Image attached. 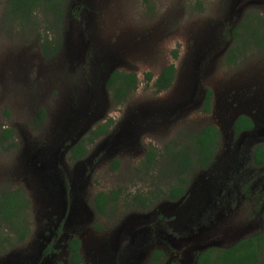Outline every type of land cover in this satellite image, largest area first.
<instances>
[{
	"label": "rangeland",
	"instance_id": "obj_1",
	"mask_svg": "<svg viewBox=\"0 0 264 264\" xmlns=\"http://www.w3.org/2000/svg\"><path fill=\"white\" fill-rule=\"evenodd\" d=\"M9 3L0 0V134L11 129L14 137L0 142V194L7 189L25 192L31 201V233L24 244L1 254L0 264H24L36 250V237L61 214L62 190H55L45 176H51L54 158L59 178L73 186L67 208L73 205L85 245L96 237L116 239L123 228L121 234L127 239L138 236L139 242L147 244L150 240L149 248H141L146 255L160 250L165 254L163 262L196 264L208 245L228 248L261 231L264 171L252 166L245 172L251 174L249 183L256 185L253 194L245 187L241 191L231 184L223 190L218 186L216 192L232 199L225 197L215 204L207 194L215 212L204 213L203 222L193 227L198 228L195 232L201 229L200 234L188 242L167 235L176 233V213L183 219L204 184L206 193L215 188V179H208L224 175L195 165L179 173L174 160L178 151L192 155L191 136L215 125L223 133L220 162L230 144L231 122L251 112L247 101L254 108L259 96L264 98V47L255 49L250 39L236 65L228 66L226 61L229 49L238 44L227 29L239 27L248 15L264 17V0H69L62 21L41 15L34 29L24 27ZM254 25L244 29L248 33ZM40 37H47V46L59 49L60 55L47 59ZM88 46L99 57L97 62L88 57ZM75 54L81 61L77 66ZM172 64L177 69L175 82L157 94L153 84ZM112 70L135 73L140 81L123 105L105 87ZM146 74L153 75L149 84ZM208 89L213 92V105L212 112L205 114L201 99ZM88 91L93 101L78 115L72 103L79 104ZM42 110L46 117L39 123ZM110 120L109 134L87 146L83 159L70 161V142L79 144L90 130ZM151 149L157 154L154 164L147 162ZM116 161L120 168L114 171ZM80 174L82 180L77 178ZM178 177L187 178V195L173 201L165 193L178 184ZM102 192H119V201L103 216L92 205ZM141 199L146 200V208ZM62 242L60 259L67 264ZM83 257L84 264H97L85 249ZM142 264H151V258Z\"/></svg>",
	"mask_w": 264,
	"mask_h": 264
},
{
	"label": "trees",
	"instance_id": "obj_2",
	"mask_svg": "<svg viewBox=\"0 0 264 264\" xmlns=\"http://www.w3.org/2000/svg\"><path fill=\"white\" fill-rule=\"evenodd\" d=\"M11 8L16 18L29 25L30 28H36L39 24V17L46 15L55 19V22H60L65 18L64 11L69 4V0H10ZM257 18V20H256ZM248 15L239 27L233 32L238 44L229 49L226 61L228 66H234L243 57L248 47V40L251 39V44L255 49L264 47V22L261 18ZM256 23L255 29L250 32L244 27L253 26ZM44 42L42 43V50L44 56L49 59L60 55V50H53L47 46L49 39L40 37ZM88 57L94 58L95 62L99 60L96 53L88 46ZM205 55L209 51H203ZM49 57V58H48ZM74 65H79L80 58L75 54ZM97 71L98 68L95 67ZM177 69L174 64L165 67L160 76L155 80L153 87L157 94L168 91L175 82ZM96 74V73H95ZM153 80L152 74H146L145 81L149 84ZM139 78L135 73L116 70L111 73L107 89L111 97L117 104L123 105L126 103L137 91L139 86ZM94 90L99 88L98 82L94 81ZM90 91L87 96L78 104L73 101L72 106L78 109L77 114L82 115V107L88 108L90 106ZM93 105V104H92ZM91 105V107H92ZM212 106L211 92L207 97L205 112H210ZM46 117L45 111H41L38 122L43 123ZM72 118L76 119V115L72 114ZM113 121L110 120L109 124L100 125L93 130H90L85 139H83L76 147L72 149L71 161H77L85 157L87 153V146L94 144L98 139L109 134L110 126ZM252 123L249 118L241 117L236 123V132L250 129ZM14 137V131L5 129L0 134V142L5 143ZM190 150L191 154H187L186 150H179L174 160L176 165L181 169L179 173L185 174L192 166H197L202 170H206L213 162L219 143L220 132L216 126H208L202 132L191 136ZM17 144L12 143L14 148ZM8 151L11 148L7 149ZM157 160L155 149H151L147 154L148 164H154ZM254 164L259 167H264V146H259L254 153ZM120 168V162L116 161L112 170L116 171ZM188 184L187 178L178 177V184L172 187L165 195L170 200L176 201L185 196L186 185ZM119 192H112L106 194L104 192L98 194L93 200L94 208L100 214H106L107 208L111 203L119 201ZM142 208H146L145 199H141ZM205 222V219H204ZM100 228V227H99ZM31 233V201L22 190L7 189L0 194V255L8 252L12 248H16L24 244ZM78 242L72 241L70 244L71 263L81 264V256L78 253ZM165 254L160 250L153 251L151 255V264H180L177 260L168 259L163 262ZM196 264H264V213H263V228L258 234L246 237L240 241L232 244L228 248H209L198 254Z\"/></svg>",
	"mask_w": 264,
	"mask_h": 264
},
{
	"label": "flooded vegetation",
	"instance_id": "obj_3",
	"mask_svg": "<svg viewBox=\"0 0 264 264\" xmlns=\"http://www.w3.org/2000/svg\"><path fill=\"white\" fill-rule=\"evenodd\" d=\"M256 16L258 17L259 15ZM259 17L264 22V17L261 16ZM241 20H242L241 17H239L236 20V22L240 23ZM229 22L232 23L231 21ZM229 28L230 29L227 30L230 31L231 34L238 27H236V25H233L232 27ZM209 60L210 58L205 60L204 62L205 66L207 62H209ZM203 71L204 69L201 68V73ZM192 79L193 80L196 79L193 74V66H192ZM209 92H211L212 105H213V92L210 89L205 90L203 94L201 92L202 94L201 100H203L204 102V106L202 104L201 106L203 107L202 111L205 114H210L212 112V106L210 112H205V107ZM247 105L250 108L251 112H247L246 114H241L231 122L230 144L225 147L226 155L220 162L218 161L219 158L217 156L223 145V141H222L223 133L216 126L220 132V143L215 155L213 156L212 159L213 162L209 167L211 168L209 172L213 173V171L220 170L224 172V175H222V177H218L215 175L213 178L208 179V180L215 179L217 185H215V188L213 187L212 191H208L206 193V191L204 192V185H205L204 184L201 187L202 192L201 194H199L200 198L197 200L196 204L192 209L187 210L183 219H179V214L178 212L176 213L174 228H176L177 230L174 231H176L177 236L176 233L172 234V232H170L167 234L168 237L188 242L190 241L191 237H196L195 235L200 234L199 232H201V229L199 230V232H195L196 230H198V228H193V227H198L200 222H203L202 219L204 213L215 212L208 205L207 196L209 195L211 198H213L215 204H217L218 202L222 203L225 197L230 198V200L232 199V196L229 194L221 196L218 192H216V188L218 186L220 187L219 190H223L226 186L230 187L231 184L233 185V187H236V189H240L241 191L244 190L245 187L247 188V190H251L253 194L254 192L253 189L254 187H256V185L254 186V184L252 185L249 183L250 180L249 176H251V174L248 172L246 173L245 171H250L252 166L255 167L252 168L255 171L256 170L264 171V167H259L258 165L254 164L255 151L259 146H264V98L263 96H259L254 108L251 105V101H247ZM241 117L249 118L252 123V127L250 129H245L238 133L236 132L235 127L237 121ZM77 145L78 144L73 145V143L70 142V145L67 146V148L70 151V161H71L72 149ZM55 164H56V159L54 158L52 159V164H51L53 166L52 169L53 171H50L51 176H48V174H46L45 176L47 178V181L52 182V186L54 187L55 190H57L56 188L62 190L61 198L63 201V209L61 210V214L58 215L56 218L52 219L51 224L36 237L35 240L36 250L32 254L28 255V257L25 259L24 264H64V261L60 259V254H61L60 251L62 252L61 242L63 240L65 241V243L63 244V248L67 250L66 252L67 264H72L70 259L71 257L70 244L72 241L78 242L79 244L78 253H80L81 256V264H84V257H83L84 249H85V253L89 255L90 259H94L97 264H142L143 262L151 258L153 252L151 254L146 255V252H143V250H141V248L144 247L149 248L150 240L148 241L147 244L144 242L143 243L139 242L138 236H134L131 237L130 239L129 238L127 239L126 237L123 236V234H121L123 228L116 234V239L114 238L108 239V237H96L88 245L87 244L85 245L84 238L82 237L83 226L81 224H80L81 226H79V223L75 222L74 210L72 209L73 205L67 208V200H69V198L71 197L73 186L72 185L68 186L66 184V181L61 180L59 178L58 173L55 172L54 169L57 168ZM247 165L249 166V168H247ZM41 168L42 169L46 168L48 170V167H44V165H42ZM81 176L82 174L77 175V178L79 180H82ZM238 181L248 182V184H242L240 182L239 186H236ZM202 182L200 183L202 184ZM261 187L262 190L264 191V185L263 186L261 185ZM186 195H187V190L185 192V196ZM93 200H92V205L94 208ZM263 201H264V197H263ZM113 205L114 203H111L108 206L106 214L108 213L109 208L112 207ZM106 214H100V215L103 216Z\"/></svg>",
	"mask_w": 264,
	"mask_h": 264
},
{
	"label": "water",
	"instance_id": "obj_4",
	"mask_svg": "<svg viewBox=\"0 0 264 264\" xmlns=\"http://www.w3.org/2000/svg\"><path fill=\"white\" fill-rule=\"evenodd\" d=\"M112 72H114V70L109 71V74H108L107 77H106V80H105V87H107L108 79H109V77H110V75H111ZM238 241H240V240H238ZM238 241H237V242H238ZM235 243H236V242H235ZM211 247H212L211 245H208V246H207L208 249L211 248ZM207 248L202 249V252L205 251V250H207ZM200 253H201V252H200Z\"/></svg>",
	"mask_w": 264,
	"mask_h": 264
}]
</instances>
